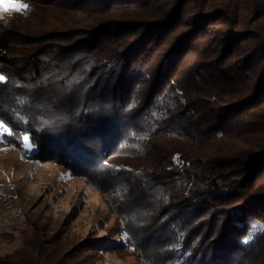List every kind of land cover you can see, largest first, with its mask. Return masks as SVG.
I'll return each mask as SVG.
<instances>
[{
	"label": "trees",
	"instance_id": "1",
	"mask_svg": "<svg viewBox=\"0 0 264 264\" xmlns=\"http://www.w3.org/2000/svg\"><path fill=\"white\" fill-rule=\"evenodd\" d=\"M19 1L27 14L0 19L2 139L28 135L38 159L86 177L126 238L63 250L35 229L4 263L132 249L144 264H264V230L242 242L247 219L264 225L263 36L199 0Z\"/></svg>",
	"mask_w": 264,
	"mask_h": 264
},
{
	"label": "rangeland",
	"instance_id": "2",
	"mask_svg": "<svg viewBox=\"0 0 264 264\" xmlns=\"http://www.w3.org/2000/svg\"><path fill=\"white\" fill-rule=\"evenodd\" d=\"M209 8H221L237 21V29L250 33L257 31L264 38V15L259 20L254 14L264 11L261 0H199ZM4 3H21L19 0H0ZM162 2L156 4L159 5ZM194 8V7H192ZM189 9V8H188ZM154 11V10H151ZM142 13L146 14L143 10ZM21 16L22 12L12 11L0 13L8 19L10 16ZM43 14L36 13L31 19L36 22L50 21ZM70 16V15H68ZM66 15H55L57 21L67 22ZM72 16V15H71ZM183 19L187 16L182 17ZM14 19L20 20L19 17ZM33 19V20H35ZM41 21H40V20ZM51 19V18H50ZM30 21L29 19H25ZM32 21V20H31ZM56 22V20H52ZM82 21H84L82 19ZM33 22V21H32ZM72 23V21L70 20ZM45 24V25H46ZM44 25V26H45ZM72 66L71 62L62 63L59 76L66 75ZM190 68V67H187ZM187 70V69H186ZM182 71L181 78L188 72ZM80 73V69L72 76ZM46 108V106L44 107ZM43 112V111H42ZM42 112H40L42 114ZM43 114H45L43 112ZM4 133L0 129V264L7 260V256L14 254L30 239L35 229L46 231V237L58 234L62 238L63 250L76 246L84 240L99 242H118L125 240L122 232L113 231L118 223L117 216L110 211L104 194L93 187L86 177L72 173L71 168L55 161H42L35 156L37 148L31 143V148H24L23 136L20 146L3 141ZM224 146V145H222ZM60 147H55L57 155ZM113 162L125 164V154ZM192 172L190 166L185 167ZM182 172L183 169H179ZM264 174L260 175L259 181ZM263 223L256 218L246 221V231L242 238L245 245H250L263 232ZM252 238L245 243V239ZM46 238V239H47ZM98 242V243H99ZM185 254L180 252L174 264H180ZM73 263V262H72ZM86 264H144L133 253L132 249L117 252H100L90 254Z\"/></svg>",
	"mask_w": 264,
	"mask_h": 264
},
{
	"label": "snow or ice",
	"instance_id": "3",
	"mask_svg": "<svg viewBox=\"0 0 264 264\" xmlns=\"http://www.w3.org/2000/svg\"><path fill=\"white\" fill-rule=\"evenodd\" d=\"M30 10V6L28 4H21V3H4V4H0V13H10L12 11H16V12H22L24 14H27V11ZM0 18H3L2 16H0ZM5 77L3 75H0V82L5 81ZM0 129L3 130L4 133H8L9 135L11 134V130L5 125V123L3 121H0ZM23 141H24V148H31V144L29 143V136L28 135H24L23 136ZM262 229H264V226H262ZM252 238L251 235H249L246 239H245V243L248 242V240H250Z\"/></svg>",
	"mask_w": 264,
	"mask_h": 264
}]
</instances>
